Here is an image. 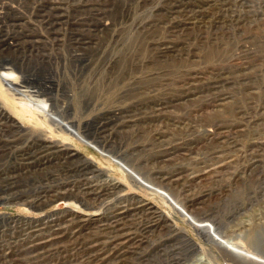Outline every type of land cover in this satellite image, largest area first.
I'll list each match as a JSON object with an SVG mask.
<instances>
[{"label": "rangeland", "instance_id": "obj_1", "mask_svg": "<svg viewBox=\"0 0 264 264\" xmlns=\"http://www.w3.org/2000/svg\"><path fill=\"white\" fill-rule=\"evenodd\" d=\"M0 60L35 110L81 134L34 124L0 88L17 122L0 128V264H249L160 185L264 258V0H0ZM77 159L98 170L76 171ZM101 173L121 185L95 206L51 196ZM32 188L37 208L23 202ZM56 224L68 230L49 236Z\"/></svg>", "mask_w": 264, "mask_h": 264}, {"label": "bare ground", "instance_id": "obj_2", "mask_svg": "<svg viewBox=\"0 0 264 264\" xmlns=\"http://www.w3.org/2000/svg\"><path fill=\"white\" fill-rule=\"evenodd\" d=\"M2 61L0 60V67L5 70L7 72L6 76H2L0 78V88L2 89V93H4L6 96H8L9 98H13L16 100L17 96H21V98H17L18 101L21 100V104L25 105L26 108L28 109V111H31V116H32V121L35 124V118H46L47 122L50 123H54V121H56L57 119H55V115L52 112H55L51 107L48 108V111L44 112L42 110L36 109L35 110V104L31 103V101L29 100V94L30 92L27 90H21L19 83L17 84L14 80L9 79L7 76H11V74L13 73L11 70V67L1 63ZM20 66L19 68L15 69H20L22 72H26L25 70L23 71V66L22 63H18ZM27 73V72H26ZM21 82V81H20ZM20 88V90H19ZM30 106H29V105ZM38 112V113H35ZM56 113V112H55ZM11 121V123H10ZM37 122V120H36ZM57 124L59 125V127H63L64 129H68L69 131H75L74 133L76 134V136L81 138V134L79 133V131L77 130V128H75V122L74 120H70L66 123H58V121H56ZM210 123V122H209ZM15 124H17V122L14 121V119L10 116L9 113L5 112L2 109V105L0 104V128H4V127H8V126H15ZM60 129V128H59ZM47 140H49V137H46ZM84 140V139H83ZM50 142H52L51 140H49ZM40 142H44L43 140ZM48 144V143H47ZM55 146V145H54ZM49 148V147H48ZM69 150V149H68ZM68 150L65 149V154L69 155ZM68 152V153H67ZM72 154V153H71ZM75 155L74 153L72 154V156ZM70 156V155H69ZM208 158V157H207ZM217 159V158H216ZM78 163H80V165L77 167L76 171H80L84 168H87L88 166L90 167V171L91 172H96L98 169L95 168L93 166V164L88 160H80L77 159ZM119 162L118 164H122L121 161H117ZM208 165V164H207ZM124 168V167H123ZM213 168V167H212ZM126 168H124L125 170ZM127 170V169H126ZM130 169H128L127 171L129 172L128 174L136 179V182L142 186L143 183H139V177H136L137 175H134L131 171H129ZM211 170V169H210ZM88 171V170H87ZM103 173L99 174L101 176H103L102 178H100L99 180L96 181V183L91 184L90 181H86L85 183H80L78 186H75L74 190L71 189L73 188V186L77 183H66L65 186L68 189H63V187H60L58 189H55L53 192H51V196L54 197V199H60V198H64L65 196H70V197H78L79 200H81V198H84V196H87L89 199H91V203L89 204L90 206H95V200L98 198V195L102 194L100 192L103 191V194L107 193V195L110 194V192L108 193L107 189H112V188H116L118 186L121 185V183L117 180L114 179H110L109 177H105V175H102ZM81 175V174H80ZM133 179V180H134ZM134 182V181H133ZM145 187V185H143ZM161 186V185H160ZM160 186L157 189V191L165 198L168 199L169 203L173 206V209H175L179 214H181L183 217H185L187 219V221L192 224L195 228H197L198 230L203 231L207 236V238L211 241L212 245L214 247H216L221 253H224L225 255H227L228 257L232 258L235 261H239L242 263H249V264H264V258L258 256L257 254H255V252L250 251L249 249H246L245 247H243L240 243H235V242H231L229 240H223L221 238V236L219 237L218 234L214 233V227L212 225L206 224V223H197L195 222V220L190 217L186 211V209L182 206V205H177L174 201L173 198L170 197V195H168L165 190H163L162 188H160ZM35 187V185H34ZM52 187V186H51ZM167 187V186H166ZM169 187V186H168ZM43 186H38L37 190H41L42 191ZM45 188V187H44ZM50 188V187H49ZM156 189L154 191H156ZM178 189V188H177ZM8 190V189H7ZM6 191V188H5ZM4 191V192H5ZM46 191V190H45ZM23 193L24 192H18V193H13L11 192V194L9 193L8 196H13L17 198L20 197V199H23ZM40 196L42 197L43 195H41L40 193H37L35 191V188H32V192H30V196L29 198H27L25 200L24 198V204L27 206H34V208L36 207V203H37V199L40 198ZM36 197V198H35ZM49 197V196H48ZM51 197V198H52ZM13 198V197H12ZM42 200V199H41ZM83 201V200H82ZM126 201V200H125ZM188 201V200H187ZM42 202V201H39ZM45 202V201H44ZM120 202V201H119ZM128 202V201H127ZM186 203V202H185ZM129 204V203H128ZM192 205V204H191ZM116 206V205H115ZM117 207V206H116ZM118 207H126V204H121V206ZM37 208V207H36ZM110 209V208H109ZM152 209V208H151ZM156 212V211H155ZM158 217V216H157ZM163 217V216H161ZM159 218V217H158ZM72 218L68 219V222L72 223L71 221ZM83 221V220H82ZM46 222L48 221H44V223H42L41 225H45ZM212 224V223H211ZM34 227L32 229H34L35 232V225H33ZM56 226L58 228L55 227V229L50 230L49 229V236L57 231H62V230H68L67 226H62V224H56ZM30 227V226H29ZM48 227V226H47ZM103 229H105L106 227H110V231H115L117 229H121V228H117L115 229L114 226H112V224L110 225V223H106L105 226H102ZM44 229V228H43ZM30 232V231H29ZM27 232V233H29ZM32 232V231H31ZM129 232V231H128ZM111 233V232H110ZM38 235V233L36 234V236ZM122 235V234H119ZM117 235V236H119ZM93 237V236H92ZM121 237V236H120ZM114 239V238H113ZM52 242V241H51ZM113 245V244H112ZM111 245V246H112ZM115 246V245H114ZM112 246V247H114ZM112 249V248H111ZM204 253V252H203ZM117 255V254H116ZM97 260V259H96ZM95 260V261H96ZM103 260V259H102ZM102 264H105V262H102ZM107 264V263H106Z\"/></svg>", "mask_w": 264, "mask_h": 264}]
</instances>
